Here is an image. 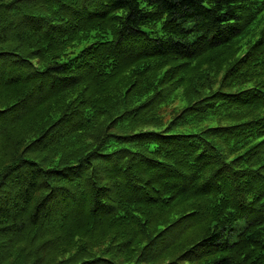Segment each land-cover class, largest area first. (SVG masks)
<instances>
[{"label": "trees", "instance_id": "obj_1", "mask_svg": "<svg viewBox=\"0 0 264 264\" xmlns=\"http://www.w3.org/2000/svg\"><path fill=\"white\" fill-rule=\"evenodd\" d=\"M264 0H0V264H264Z\"/></svg>", "mask_w": 264, "mask_h": 264}, {"label": "rangeland", "instance_id": "obj_2", "mask_svg": "<svg viewBox=\"0 0 264 264\" xmlns=\"http://www.w3.org/2000/svg\"><path fill=\"white\" fill-rule=\"evenodd\" d=\"M260 18L263 19V23H264V12L261 14Z\"/></svg>", "mask_w": 264, "mask_h": 264}]
</instances>
